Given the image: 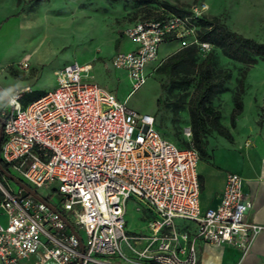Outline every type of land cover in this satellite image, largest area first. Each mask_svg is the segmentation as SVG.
<instances>
[{"label":"built area","instance_id":"2783aa9c","mask_svg":"<svg viewBox=\"0 0 264 264\" xmlns=\"http://www.w3.org/2000/svg\"><path fill=\"white\" fill-rule=\"evenodd\" d=\"M206 9V3L181 12L162 6L158 16L135 21L125 31L134 48L114 52L112 65L126 69L136 89L162 42L208 49L211 43L198 37ZM90 67L67 63L55 70L53 89L25 105L19 99L29 87L16 90V102L0 111L1 160L32 188L56 183L61 200L60 209L49 201L54 211L18 186L4 191L0 264L31 257L33 264H197V239L248 250L264 226L246 219L252 203L241 176L227 173L219 202L202 209L201 157L191 126L183 130L189 145H177L158 131L153 115L136 112L89 80ZM129 198L152 214L146 234L126 232ZM62 216L77 230L83 251ZM176 218L193 221V233L177 230Z\"/></svg>","mask_w":264,"mask_h":264},{"label":"rangeland","instance_id":"374dc122","mask_svg":"<svg viewBox=\"0 0 264 264\" xmlns=\"http://www.w3.org/2000/svg\"><path fill=\"white\" fill-rule=\"evenodd\" d=\"M200 3L207 4L203 16L215 17L237 33L264 41V0H0V91L13 86L14 77L20 79L31 89L19 99L25 105L40 90L56 86V68L68 62L89 63V80L136 112L153 115L156 128L164 137L187 146L183 130L191 123L188 104L197 87L199 66L209 57L213 73L219 70L229 73L223 81V90L206 103L220 111V121L226 123L230 133L225 140L241 147L245 144L264 147V59L247 64L227 56L212 43L206 50L185 46L192 60L187 59L166 72L157 67L182 48L178 40L171 39L162 42L157 58L146 63L145 81L136 89L128 71L111 63L114 52L134 48L125 36L133 22L158 16L162 6L181 12ZM203 29L200 27L198 31ZM243 71L245 79L240 86ZM235 98L241 100V108L232 119ZM5 108L10 109L7 98L0 101V111ZM209 137L216 140L218 133L212 130ZM234 153L221 149L217 155L233 161V169L240 167ZM56 185L34 189L60 209ZM9 188L16 189L17 185L0 174V198ZM149 216L145 204L129 198L125 210L128 235L146 234ZM79 233L85 239L84 232Z\"/></svg>","mask_w":264,"mask_h":264},{"label":"crops","instance_id":"0c3cea01","mask_svg":"<svg viewBox=\"0 0 264 264\" xmlns=\"http://www.w3.org/2000/svg\"><path fill=\"white\" fill-rule=\"evenodd\" d=\"M0 68L2 71L1 66ZM13 80V86L19 84V88L16 90L24 87H29V90H31L30 86L27 83L23 84L20 79L14 77ZM40 91L43 92V90ZM221 123L227 126L226 123L222 121ZM186 125H190V123ZM225 139L226 138L220 134H218L216 140L210 138L209 135L207 136L206 150L208 157H201L198 163L200 206L204 209L208 206L216 205L224 189L227 173L236 172L242 178V192L252 203L250 209L246 213V219L264 226V147L258 144L250 147L246 144L244 145L245 147L231 145ZM221 149L235 152L234 154L238 158L237 162H239L240 167H234L232 169L231 165L233 163L231 162L233 161L228 162L224 157L218 156L217 153ZM242 150H244V154L241 156L240 152H242ZM1 217L0 215V219L3 218ZM151 217L152 214L150 212L147 222ZM174 226L179 231L188 230L190 234L193 233L195 228L193 221L180 218L174 220ZM195 247L197 264H264V228L256 234L252 245L245 252L239 247L231 244H214L201 239H197ZM22 264H33V258L24 259ZM44 264L56 263L47 261Z\"/></svg>","mask_w":264,"mask_h":264},{"label":"trees","instance_id":"16d2710c","mask_svg":"<svg viewBox=\"0 0 264 264\" xmlns=\"http://www.w3.org/2000/svg\"><path fill=\"white\" fill-rule=\"evenodd\" d=\"M198 24L200 27H204L203 30L198 31V37L202 41H208L219 47L227 56L247 64H254L258 59H264V41H256L237 33L220 23L215 17L207 18L206 16H202L198 19ZM187 59L190 61L192 60L188 47H182L164 59L157 68L159 70L171 72L175 66L183 63ZM245 73L246 72L243 71L240 75V86L244 83ZM228 74L227 70H219L213 73L209 57H205L199 66V79L196 90L189 101L188 110L192 130L191 141L202 158L208 157L206 150L207 136L212 130H215L224 137H230L227 127L220 121V111L211 109L206 105L214 95L223 90V81ZM41 93L40 91L39 94ZM240 108L241 100L235 98L231 113L232 119H234L235 115L240 111ZM0 166L4 170L9 171L7 164H5L1 158ZM0 174H3L1 169Z\"/></svg>","mask_w":264,"mask_h":264},{"label":"water","instance_id":"95a60500","mask_svg":"<svg viewBox=\"0 0 264 264\" xmlns=\"http://www.w3.org/2000/svg\"><path fill=\"white\" fill-rule=\"evenodd\" d=\"M2 141V124L0 123V144ZM1 171L3 172V174L8 177L13 183H15L19 188H21L22 190L26 191L27 193L33 195L35 198L39 199L40 201L44 202L50 209L56 211V208L49 202L46 200V198L44 196H42L41 194H39L34 188L30 187L28 184H26L22 179H20L19 177H17L16 175L12 174L10 171L4 170L1 166H0ZM62 218L64 219L65 223L68 225V227L79 237L80 236L77 232V230L75 229V227L70 223V221L65 218L64 216H62ZM80 247L81 250L83 251V243L80 239Z\"/></svg>","mask_w":264,"mask_h":264},{"label":"clouds","instance_id":"9594fccd","mask_svg":"<svg viewBox=\"0 0 264 264\" xmlns=\"http://www.w3.org/2000/svg\"><path fill=\"white\" fill-rule=\"evenodd\" d=\"M19 88V84L14 85L11 88L5 89L3 91H0V101H3L5 98H7V102L9 104H14L16 102L15 97L12 96V93Z\"/></svg>","mask_w":264,"mask_h":264}]
</instances>
